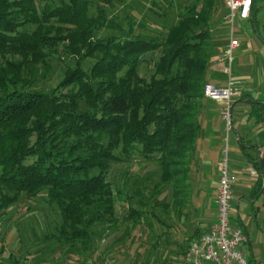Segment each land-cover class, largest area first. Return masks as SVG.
Listing matches in <instances>:
<instances>
[{
	"label": "trees",
	"instance_id": "16d2710c",
	"mask_svg": "<svg viewBox=\"0 0 264 264\" xmlns=\"http://www.w3.org/2000/svg\"><path fill=\"white\" fill-rule=\"evenodd\" d=\"M90 3L0 0V219L22 196L56 208L60 220L43 241L64 260L97 251L109 233L122 228V238L105 252L116 253L135 230L164 224L158 207L178 217L191 207L200 113L221 46L216 12L226 13L223 0H195L163 39L141 34L99 39L100 27L121 28L104 10L90 16ZM253 7L252 28L264 44L258 0ZM28 26L34 31H20ZM134 31L133 22L130 36ZM157 51L154 75L141 78V58ZM61 53L74 62L64 80L55 89L36 88L51 71L49 59ZM89 59L94 62L88 71ZM249 101L250 118L264 126V100ZM135 154L158 163L159 180L151 186L148 171L125 172L114 190L107 180L110 165L131 163ZM255 166L262 171L259 162ZM164 191L171 200L159 204ZM116 200L128 206L119 215ZM199 232L178 245L174 262ZM12 264L21 261L12 258Z\"/></svg>",
	"mask_w": 264,
	"mask_h": 264
},
{
	"label": "rangeland",
	"instance_id": "374dc122",
	"mask_svg": "<svg viewBox=\"0 0 264 264\" xmlns=\"http://www.w3.org/2000/svg\"><path fill=\"white\" fill-rule=\"evenodd\" d=\"M56 2L59 3V0ZM90 2V16H99L100 10H104L106 18L114 21L121 28V30H113L100 27L95 34L96 38L104 39L111 36L134 38L141 34L163 39L169 28L178 21L180 14L186 12L189 5L195 0H113L111 4H106L103 0H90ZM258 8V22L259 29H261L264 28V0H258ZM216 18L219 26L216 28L215 35H217V43L221 44L216 48V53L222 54L227 41V34L221 8L216 12ZM133 22L135 31L130 36L129 26ZM250 28H252L250 24L244 25L241 22L235 24V34L240 41V47L234 52V69L238 63L245 68L249 61H253L254 64L255 60L262 58L260 46L248 44L246 39L242 38L249 33ZM34 29V26H28L20 31L32 32ZM260 34L264 37V30H260ZM262 50L264 49L262 48ZM160 56L161 51H157L141 58L138 66V73L141 78L151 79ZM49 61L51 71L46 77L42 76L38 79L35 84L36 88L55 89L64 80L68 67L74 65L71 58L63 53L51 57ZM1 62L3 60L0 58V64ZM93 62L92 59L85 62L86 70L89 71ZM240 75L239 73L238 76ZM229 147V163L232 168L235 162L238 163V159L233 156L231 145ZM223 156L222 152L220 158L218 156L212 158L206 164L209 175L212 173L216 180ZM158 167L159 165L155 161L143 159L141 155L135 154V159L131 163H112L108 169L107 180L113 184L114 190H117L124 179L125 172H129V175L134 173L138 175L148 171V176L152 178L150 185L153 186V183L159 180ZM233 195L235 197L234 190ZM170 200V192L164 191L159 197L158 203L166 204ZM201 203V197L193 194L191 207L185 211L184 216L180 217L173 212L166 215L167 213L163 211L164 208L158 207L155 213L164 224L155 221L153 230L146 226L135 230L132 238H126L116 253L107 255L105 252H107L106 248L110 247L115 240L122 238L124 233L122 228L109 233L105 240L98 244L97 251L82 252L79 257L64 260L62 252L48 250L49 243L43 241L47 234L54 231L60 220L58 210L37 201V199L30 200L22 196L17 203L5 211L6 215L0 219V264H12V258L21 261V264H104L106 262L109 264H176L177 261H174L178 259L176 254L178 245L182 244L204 223L205 218L198 211ZM233 206H235V200ZM127 207L126 203L116 200L117 215L126 210ZM163 233L166 236L158 241L157 237L162 236ZM43 249L45 252L48 250L49 253H41Z\"/></svg>",
	"mask_w": 264,
	"mask_h": 264
},
{
	"label": "crops",
	"instance_id": "0c3cea01",
	"mask_svg": "<svg viewBox=\"0 0 264 264\" xmlns=\"http://www.w3.org/2000/svg\"><path fill=\"white\" fill-rule=\"evenodd\" d=\"M257 11H259L258 7ZM254 15L255 7H253L251 19L241 23L252 26ZM258 15L259 12L257 18ZM223 24L226 26L227 44L228 26ZM260 30L264 28L259 29V34ZM242 38H245L248 44L260 46L262 58L255 60L254 64L253 61H249L245 68L240 63L237 64L236 69L233 66L234 75L236 74L235 86L240 96L234 100V129L229 136L233 156L238 159V163L235 162L232 166V170L238 176V182L233 188L235 206L232 203L231 226L242 228L248 236V242L243 250L249 264H264V175L262 176V172L264 174V126L256 124L255 120L250 118L252 107L249 101L264 100V50H262L264 44L258 38L254 28H250L249 33ZM220 57L221 53H217L208 75V84L223 87L226 81L219 76L222 68ZM239 73L240 76H238ZM220 82H222L221 85H219ZM200 122L202 134L197 142L192 189L193 194L202 199L198 209L200 215L205 218L204 223L198 227L202 234L215 222L217 214L215 200L220 172L216 180L212 173L209 175L206 164L212 158L217 156L220 158L225 147L226 129L220 117V105L209 99L206 100L200 113ZM257 162L260 166L262 165V171L256 168ZM250 169L257 170L259 176L253 178ZM214 185H216L215 188Z\"/></svg>",
	"mask_w": 264,
	"mask_h": 264
},
{
	"label": "built area",
	"instance_id": "2783aa9c",
	"mask_svg": "<svg viewBox=\"0 0 264 264\" xmlns=\"http://www.w3.org/2000/svg\"><path fill=\"white\" fill-rule=\"evenodd\" d=\"M223 2L226 9L223 22L228 26L229 39L221 54L220 64L226 85L220 87L208 84L205 90L206 97L220 105V117L226 129L224 156L220 165L215 200L216 220L207 231L189 243L183 258L176 264H249L243 250L248 242V236L242 228L231 226L233 188L238 182V176L229 163V136L234 129V100L240 96L235 86L233 71L234 52L240 46L235 34V24L251 19L254 0H223ZM250 174L253 178L259 176L255 169H250Z\"/></svg>",
	"mask_w": 264,
	"mask_h": 264
},
{
	"label": "water",
	"instance_id": "95a60500",
	"mask_svg": "<svg viewBox=\"0 0 264 264\" xmlns=\"http://www.w3.org/2000/svg\"><path fill=\"white\" fill-rule=\"evenodd\" d=\"M261 167H262V165H261Z\"/></svg>",
	"mask_w": 264,
	"mask_h": 264
}]
</instances>
